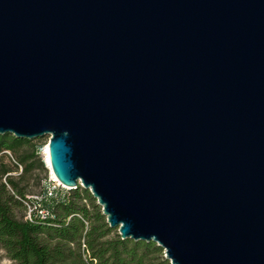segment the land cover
<instances>
[{"label":"water","instance_id":"obj_1","mask_svg":"<svg viewBox=\"0 0 264 264\" xmlns=\"http://www.w3.org/2000/svg\"><path fill=\"white\" fill-rule=\"evenodd\" d=\"M170 264H264V0H0V135Z\"/></svg>","mask_w":264,"mask_h":264},{"label":"trees","instance_id":"obj_2","mask_svg":"<svg viewBox=\"0 0 264 264\" xmlns=\"http://www.w3.org/2000/svg\"><path fill=\"white\" fill-rule=\"evenodd\" d=\"M42 143L0 135V248L13 264H170L153 242L111 236L101 206L80 186L46 204L51 217L37 223L25 221V214L18 219L14 210L26 213V183ZM40 167L46 175L48 166Z\"/></svg>","mask_w":264,"mask_h":264},{"label":"built area","instance_id":"obj_3","mask_svg":"<svg viewBox=\"0 0 264 264\" xmlns=\"http://www.w3.org/2000/svg\"><path fill=\"white\" fill-rule=\"evenodd\" d=\"M49 172L50 169L48 168ZM51 175V173H49ZM37 195H28L30 202H22L27 207L24 220L30 223H37L40 219L51 217L50 210L46 206L50 201L60 198L67 189L61 185L57 178L51 175Z\"/></svg>","mask_w":264,"mask_h":264},{"label":"rangeland","instance_id":"obj_4","mask_svg":"<svg viewBox=\"0 0 264 264\" xmlns=\"http://www.w3.org/2000/svg\"><path fill=\"white\" fill-rule=\"evenodd\" d=\"M43 139V143L41 145V150H40V153L38 154V156L36 158H34L32 161H33V170L32 172L28 175V179L29 181L26 183V186H27V191H28V195H37L41 192V186L43 184V182L45 180H50V177L51 175L49 174V170L47 169V172H46V175L45 173L43 172V170L41 169L40 165H41V162L44 163V166L46 164L47 165V162L45 161V156H44V151L46 149V145L48 143V139L49 137L48 136H43L41 137ZM48 168V167H47ZM21 170V168H19V171ZM19 171H15L12 173L13 176H17V174L19 173ZM26 210H27V207H26ZM25 212V211H24ZM22 210H19V209H15L14 210V214L15 216L20 219V220H23V216H24V213ZM117 232L116 229L113 230L111 236L115 235ZM0 264H13L7 257H6V253L5 251H3L1 248H0Z\"/></svg>","mask_w":264,"mask_h":264},{"label":"bare ground","instance_id":"obj_5","mask_svg":"<svg viewBox=\"0 0 264 264\" xmlns=\"http://www.w3.org/2000/svg\"><path fill=\"white\" fill-rule=\"evenodd\" d=\"M44 156H45V161L47 162V165H48V168H49V162L47 161V147H46V149H45V151H44ZM50 169V168H49ZM51 173V172H50ZM51 175H52V173H51ZM54 176V175H53ZM66 188V187H65ZM66 189H68V188H66Z\"/></svg>","mask_w":264,"mask_h":264}]
</instances>
